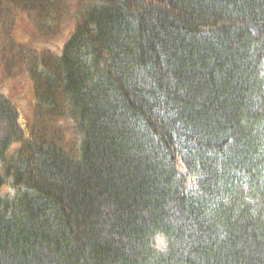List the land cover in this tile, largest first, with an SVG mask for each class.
Wrapping results in <instances>:
<instances>
[{"label": "trees", "instance_id": "trees-1", "mask_svg": "<svg viewBox=\"0 0 264 264\" xmlns=\"http://www.w3.org/2000/svg\"><path fill=\"white\" fill-rule=\"evenodd\" d=\"M0 264H264V0H0Z\"/></svg>", "mask_w": 264, "mask_h": 264}, {"label": "rangeland", "instance_id": "rangeland-1", "mask_svg": "<svg viewBox=\"0 0 264 264\" xmlns=\"http://www.w3.org/2000/svg\"><path fill=\"white\" fill-rule=\"evenodd\" d=\"M5 190V185H0V193H3Z\"/></svg>", "mask_w": 264, "mask_h": 264}]
</instances>
